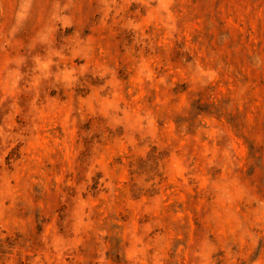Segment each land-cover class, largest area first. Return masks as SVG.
Here are the masks:
<instances>
[{
	"label": "rangeland",
	"instance_id": "rangeland-1",
	"mask_svg": "<svg viewBox=\"0 0 264 264\" xmlns=\"http://www.w3.org/2000/svg\"><path fill=\"white\" fill-rule=\"evenodd\" d=\"M0 264H264V0H0Z\"/></svg>",
	"mask_w": 264,
	"mask_h": 264
}]
</instances>
